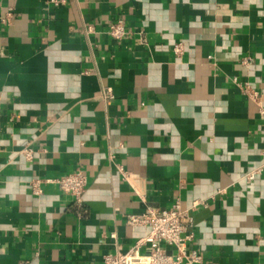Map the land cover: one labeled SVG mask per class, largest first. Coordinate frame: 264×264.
Segmentation results:
<instances>
[{
  "label": "crops",
  "instance_id": "crops-1",
  "mask_svg": "<svg viewBox=\"0 0 264 264\" xmlns=\"http://www.w3.org/2000/svg\"><path fill=\"white\" fill-rule=\"evenodd\" d=\"M261 108L264 0H0V264L100 262L175 202L200 264H264Z\"/></svg>",
  "mask_w": 264,
  "mask_h": 264
},
{
  "label": "built area",
  "instance_id": "built-area-1",
  "mask_svg": "<svg viewBox=\"0 0 264 264\" xmlns=\"http://www.w3.org/2000/svg\"><path fill=\"white\" fill-rule=\"evenodd\" d=\"M58 5L63 0H49ZM108 33L111 37L119 39L126 34V27L121 20L109 23ZM178 51V46L175 47ZM110 96V92H106ZM264 116V108L260 109ZM261 163L246 173V178L252 180L254 176L264 170V149L260 152ZM55 182L59 189L71 195L75 202H81L87 179L81 170L56 177ZM196 203L190 208H181L175 202L168 208L146 209L140 214H130L126 221L129 225H145L149 227L148 234L139 239L128 251L115 252L104 255L102 260L93 264H200L202 255L198 250L187 251V243L193 238L192 211ZM145 245L146 251L139 252L140 246Z\"/></svg>",
  "mask_w": 264,
  "mask_h": 264
}]
</instances>
